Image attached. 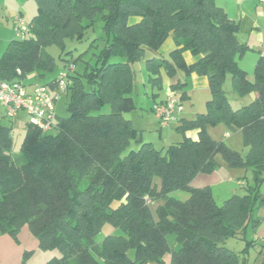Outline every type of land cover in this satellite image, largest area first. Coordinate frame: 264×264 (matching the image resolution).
Wrapping results in <instances>:
<instances>
[{"label":"trees","instance_id":"1","mask_svg":"<svg viewBox=\"0 0 264 264\" xmlns=\"http://www.w3.org/2000/svg\"><path fill=\"white\" fill-rule=\"evenodd\" d=\"M35 5L29 32L9 40L0 55V80L53 71L57 63L44 48L54 44L68 52L65 40H82L97 19L105 38L93 63L77 71L80 55L72 61L62 57L64 69L44 83L54 88L60 72H67L60 96L66 97L68 114H56L54 132L27 121L15 157L11 126L0 122V234L15 236L27 225L41 250L58 251L42 264H164L169 233L178 242L169 264H264L257 258L248 262L225 245L229 237L256 230L260 220L252 211L264 202L256 192L264 178V53L250 80L236 59L247 47L237 37L239 23L214 0H35ZM132 17L137 19L131 22ZM168 36L175 42L170 59L156 55ZM186 50L198 59L186 63ZM142 58L149 81L158 87L161 67L169 76L181 70L208 78L206 110L180 118L176 130L182 139L165 148L139 137L125 116L135 107L132 63ZM227 74L236 94L254 91V99L233 108L223 89ZM184 85L178 79L171 87ZM104 105L109 109L100 111ZM219 122L241 130L244 156L210 136L208 127ZM191 129L196 139L186 135ZM217 155L228 167H249L255 181L221 204L209 185L191 186L198 174L221 165ZM176 190L188 197L173 196ZM151 201L157 202L155 215ZM104 224L119 231L96 240ZM255 244L264 252V242L253 238L244 251Z\"/></svg>","mask_w":264,"mask_h":264},{"label":"rangeland","instance_id":"2","mask_svg":"<svg viewBox=\"0 0 264 264\" xmlns=\"http://www.w3.org/2000/svg\"><path fill=\"white\" fill-rule=\"evenodd\" d=\"M214 3L216 6L222 7L229 17L239 20L242 19L244 15H247L250 21H252L251 23L245 22L242 24L241 22L240 24L237 37L241 42L246 43L247 47L241 56L237 55L236 59L241 68L248 70L249 75H253L256 60L260 54L264 53V4L258 2V0H214ZM20 10L22 12H20ZM35 12L36 7L34 0H0V55L8 40L11 37L16 38L14 32H12V18L14 16L20 15L26 22H28ZM131 19L134 21L137 18L132 17ZM101 36L105 38L104 33L101 31V21L97 19L93 25H91L86 30L82 40H65V50L68 52H62L61 49L54 44L46 46L44 51L55 58L57 66L53 71L45 72L44 75L37 74L36 77H33V79L35 78V80L38 81L37 83L44 84L49 78L56 76L60 70L64 69L62 66V57L72 61L80 55L81 58L77 60L74 65L77 71H82L86 62L90 61L93 63L95 61L94 54L98 52L103 45ZM148 53L149 51H147L146 55ZM139 60L141 61L145 59L142 58ZM139 60L132 63V67L136 71V77L133 82L132 91V96L136 107H134L129 112H126L125 116L131 118L135 127L139 129V137H142L143 140L151 141L157 148H165L169 144L182 139V134L176 130V124L173 122L168 126H160L158 119L155 117L153 111L150 108L152 99L145 94L146 91L148 93L150 92V88L145 77V69L142 67V73H140L138 70V62H140ZM143 76L145 77L144 79L146 87L142 84ZM29 78L30 77L28 74L23 79L27 82ZM223 89L228 96L229 102L233 108H237L244 103H249L255 97L254 91H250L244 95L236 94L233 90L230 74H227L223 81ZM177 96H179V94H177ZM193 96L195 100V106L193 109H197L198 107H201L205 98L201 96L200 90L195 91ZM3 105L0 103V111H2L0 114V121L11 126L12 154L13 156L18 157L20 156V144L25 133V125L28 121V118L22 111L19 112L17 116L9 118L6 115L5 106L3 107ZM55 105L58 115L66 116L68 114L65 96H59L56 99ZM184 106L186 109H188L190 102H185ZM108 109V105H104L101 107L100 111H107ZM209 130L211 132V137L214 139L222 140L226 145L237 150L243 156L247 153L248 148L244 145L242 133L239 129L231 128L226 123L219 122L215 126L209 127ZM54 131L55 128L51 129L49 132ZM131 146L135 147L136 144L132 142ZM217 158L220 160V162L223 161L220 155H217ZM234 169H236V175H238L235 176L236 178L234 179V182L240 180L242 184L239 185L233 182L229 185L220 184L214 186L213 197L217 204H221L233 193L243 194L249 185H254L255 183L252 177V171L249 167H234ZM256 192L260 197L264 196V178L256 185ZM173 196L179 199H186L188 197V192L185 190H176L173 192ZM153 213L155 212L153 211ZM252 213L260 220L261 223L264 218V202H257V205L253 209ZM109 228L113 227L105 225L96 235V240H100ZM252 233L253 231L248 229L244 237H229L227 238L225 245L235 253L239 254L240 257L247 259L248 262H252L256 258L264 259V252H260V247L257 244L249 246L248 252L244 251V248L246 247V241L251 238ZM167 240L170 250L167 251L163 256V261L166 264L169 263L171 249H176L178 247V242L175 239L173 233L167 234ZM128 251L129 255L132 257L134 253L133 250ZM50 252V256L52 254L58 253L57 250H50ZM49 255L46 254V257L48 258Z\"/></svg>","mask_w":264,"mask_h":264},{"label":"crops","instance_id":"3","mask_svg":"<svg viewBox=\"0 0 264 264\" xmlns=\"http://www.w3.org/2000/svg\"><path fill=\"white\" fill-rule=\"evenodd\" d=\"M262 4H264V3H262ZM35 7H36V5H35ZM20 12H22V11L20 10ZM227 16L229 17L228 14H227ZM229 18L231 20H234L235 22H238L239 27H240L241 22H242V24H244L245 22L246 23L252 22V21H250V19L248 18L247 15L243 16L244 19L242 18L239 20H237L236 18H232V17H229ZM130 21L133 22V19L130 18ZM12 26H13V22H12ZM12 32H14V29H12ZM12 38L13 37H11L9 40H11ZM9 40H8V42H9ZM174 47H175V42H174L173 38L171 36H168L165 39V41L161 44V46L157 49L156 55L162 56L163 58L170 59L169 52ZM182 54H183V58H184L186 63H192V62L196 61L199 57L198 55H192L187 50L183 51ZM138 63H139L138 70L140 71V73H142V67L145 69V73H146L145 77L148 81V86L150 88V92L148 93L146 91L145 94L147 96L151 97V99H152V104L150 107L151 110H152V106L154 105L155 102L164 99L167 96V94L170 92L174 93L176 96H177V94H179V96H177V97H179V99L181 101V105H182V112H181L179 118L175 122H173L176 125L179 123L178 121L180 118L192 119L195 117V115L197 113L204 112L206 110V102L210 98L209 82H208V78L206 75L191 72L189 75L185 76L181 70H176V72L173 75L169 76L166 73V70L164 69V67H161L160 68L161 82H160V86L158 87L157 85H155L154 83L149 81L150 79H149L148 71L145 67V60H141ZM246 72H247V77L250 80H252L253 75H249L248 70H246ZM36 75H37L36 71L31 72V73H29L30 78L28 79L27 82L24 81V79H22V80L25 84L30 86L31 84L38 82L37 80H35V78L33 79V77H36ZM135 77H136V73H135ZM145 77L144 76L142 77V79H143L142 84L146 87L145 79H144ZM178 79L186 81V85H184L182 90H177V89L174 90L171 87V84L175 83ZM134 80H135V78H134ZM134 80H133V82H134ZM197 90H200V94L203 98H205V100L203 101L201 107H198L197 109L196 108L193 109L195 106V102H194L195 100H194L193 95H194L195 91H197ZM132 91H133V89H132ZM181 91L185 92L184 97H181ZM185 102H190V106L188 109H186L184 106ZM0 103L3 105V103L1 101H0ZM3 107H4V105H3ZM135 107H136V105H135ZM1 112L2 111H0V114H1ZM129 119H131V118H129ZM161 127H164V126H161ZM209 127H213V126H209ZM209 127H208V132L211 136V132L209 130ZM186 135L192 139H196L197 138V130L196 129L188 130L186 132ZM220 164L221 165L217 169H215L214 171H212L210 173L198 174L192 180L191 186L201 187L204 185H209L211 187L212 195H213V187L214 186H217L220 184H226V185L232 184L234 182V179L236 178L235 176H238V175H236V169L226 166V164L223 161L220 162ZM234 183L239 184V185L242 184V182L240 180H238L237 182H234ZM149 204H150L152 211L155 212L156 201L155 202L151 201ZM154 215H155V213H154ZM105 225H108L111 227L110 224H104L103 227ZM117 232L118 231L115 228H109L105 232V235L109 234V233H117ZM251 238H253L257 243L262 242L260 240V238H264V218H263V221H261V223H259L256 230L252 233ZM129 250H133V249H129ZM25 252H29V253L27 255H25ZM133 252H134V250H133ZM46 254L49 255V254H51V252L49 250H41L39 248V242H38L37 237L32 233V231L28 228L27 225L22 226L17 231V234L15 236H13L9 233H1L0 234V264H42L45 260H47L50 257V255H49V257L47 258ZM128 255H129V251H128ZM133 255H134V253H133ZM154 263L155 262H147L144 264H154ZM164 264H166V263L164 262Z\"/></svg>","mask_w":264,"mask_h":264},{"label":"built area","instance_id":"4","mask_svg":"<svg viewBox=\"0 0 264 264\" xmlns=\"http://www.w3.org/2000/svg\"><path fill=\"white\" fill-rule=\"evenodd\" d=\"M258 1L264 3V0ZM12 22L15 37L24 38L31 24L20 15L14 16ZM67 68L71 69L72 65H68ZM66 86V71L60 72L54 88L37 82L28 86L19 79L0 80V101L4 104L9 118L17 116L22 111L26 114L28 122L39 127L43 132H48L56 127L55 102ZM152 111L161 126H168L179 118L182 112L181 101L170 92L162 101L154 103ZM260 240L264 242V238Z\"/></svg>","mask_w":264,"mask_h":264}]
</instances>
